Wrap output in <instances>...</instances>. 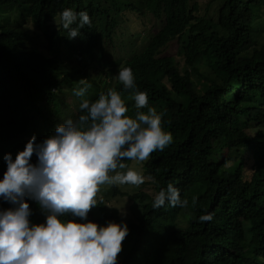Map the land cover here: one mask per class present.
Segmentation results:
<instances>
[{
	"label": "trees",
	"instance_id": "1",
	"mask_svg": "<svg viewBox=\"0 0 264 264\" xmlns=\"http://www.w3.org/2000/svg\"><path fill=\"white\" fill-rule=\"evenodd\" d=\"M191 1L0 0L1 179L3 156L24 149L34 118L49 124L50 115L38 108L36 99L46 97L52 108L58 101L52 92L56 87L73 90L79 80L88 79L87 95L97 94V99L114 84L116 67L127 66L134 72L136 89L123 91L119 81L114 86L126 106L134 91H143L163 113L173 142L145 161L149 181L138 187L150 191L141 188L127 195L136 218L127 224L122 241L127 252L118 256V264H264V43L255 42V31L264 23V0H221L216 19L209 8L202 13ZM64 8L89 13L91 25L81 29V36L66 37L59 23ZM127 11L149 12L164 25L140 51L106 70L119 48L117 41L122 35L128 34L124 41L129 38L122 21ZM3 12L15 13L17 23L4 21ZM24 22L41 36L30 35ZM39 37L41 47L35 43ZM174 42L185 69L164 53ZM87 66L100 70L99 75L83 76ZM235 149L248 153L250 179L244 177L247 163L234 172L221 171L229 159L224 153ZM169 182L188 199V207L152 208L153 197ZM30 207L31 221L43 223L41 211ZM102 209L91 208L88 220L98 225L120 222L117 213ZM209 212L211 221L199 220Z\"/></svg>",
	"mask_w": 264,
	"mask_h": 264
},
{
	"label": "clouds",
	"instance_id": "2",
	"mask_svg": "<svg viewBox=\"0 0 264 264\" xmlns=\"http://www.w3.org/2000/svg\"><path fill=\"white\" fill-rule=\"evenodd\" d=\"M59 23L71 40L81 36V29L90 26L91 20L86 10L64 8ZM28 33L35 39L41 36L38 29ZM43 42L39 37L35 43L39 47ZM119 67L114 84L100 91L97 99V94L87 95L91 88L88 79L68 89L76 96V108L70 109L56 93L65 87L52 89L58 100L52 108L46 97L42 96L41 102L36 99L38 108L50 115L49 124L36 116L29 129L31 135L24 139V149L3 156L6 170L0 178V264H118L128 223H122V216L103 206L102 200L98 204L97 192L107 184L113 185L109 189L115 193L129 195L119 186H139L149 178L125 161H146L151 153L163 151L173 142L171 132L163 126V113L149 104L146 92L134 91L133 100L126 106L114 86L119 81L123 91L135 90V76L131 67ZM81 73L88 75L85 70ZM128 107L134 116L127 114ZM33 157L37 160H31ZM32 201L39 206L33 207L43 214V223L31 221ZM196 203L193 197L192 205ZM97 204L104 207L103 211L117 213L120 222L98 225L88 220L90 209ZM151 206L186 208L189 201L169 182L155 194ZM212 218L211 212L199 216L200 221Z\"/></svg>",
	"mask_w": 264,
	"mask_h": 264
},
{
	"label": "rangeland",
	"instance_id": "3",
	"mask_svg": "<svg viewBox=\"0 0 264 264\" xmlns=\"http://www.w3.org/2000/svg\"><path fill=\"white\" fill-rule=\"evenodd\" d=\"M191 2L192 3L197 2L200 5V7L203 9L202 13H204L206 8H209V12H210L209 15L213 17V19L217 18L219 9L222 4L221 0H192ZM1 16H4V21L7 20L8 23L9 22L17 23L18 16L15 13L11 14V13L3 12ZM122 21L127 22L128 33H130L129 38L127 41H124L123 38L128 37V34L127 36L122 35L119 41H117L119 45V48L117 50L118 54L108 59L107 64L105 65V68L110 67V66L112 67L116 66V65H113V63H118L117 65L121 64L124 60L128 59L130 56H132L135 53L136 48H138V51H140V49L143 46H145V41H147L150 36L157 33L164 25L163 19L159 20L149 12H145V14H139V13L127 11L126 14L122 16ZM20 24H21V21H20ZM23 25H24V28L31 33H34L36 31L34 26L29 22H24ZM255 42H256V45H261L264 43V23L262 25V28L255 31ZM164 53L166 55L175 57L177 60V63H180L181 68L185 69L184 58L179 54L178 42L171 43L169 47L165 49ZM96 71H97L96 69H91L89 66H87L85 70L86 74L91 75L95 78L100 73V70L98 72ZM56 93L69 104L70 109L77 107V100H76V96L73 95V91L68 90V89H64V90L57 89ZM231 97L232 99H234L235 94L232 95ZM128 108H129V112L127 114L133 115L132 108L131 107H128ZM27 142H25V144ZM39 142L41 141L37 140V143ZM248 156H249L248 153H246L243 149H239V150L235 149L230 152L228 151L225 152L223 156L224 159H227V158L229 159L225 162V164L221 168V171L234 172L237 170L238 166L241 163H247L245 172H244V177L246 179H250L253 172L251 169L252 162L249 159L246 162V159ZM31 160H37V158L33 157L31 158ZM125 162L129 167L135 169L136 171H138L144 176L143 165L145 161L138 162V161L126 160ZM109 186H113V185L105 184V185L100 186V189L96 195L98 204L100 200H102V202H104L107 207L119 213L123 218L121 220L122 223H129V222L134 221L136 218V211L130 206L131 203L133 202L130 199H128L127 196L121 197V195L115 193L114 190H110ZM141 188L145 189L146 191H150V189H147V187H144V186L143 187L131 186V185L130 186H124V185L119 186V189L121 191L127 192L131 195H134L137 192H139ZM98 204L94 206L93 208H96ZM32 206L39 208V206L34 201H32ZM126 252L127 250H126V245H125V250H124V247H122V251L119 253V255L123 256Z\"/></svg>",
	"mask_w": 264,
	"mask_h": 264
}]
</instances>
